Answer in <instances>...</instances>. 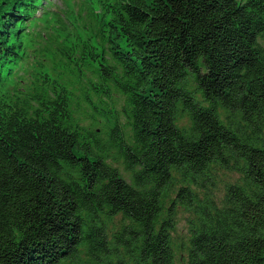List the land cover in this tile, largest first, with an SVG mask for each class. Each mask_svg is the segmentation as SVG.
<instances>
[{
    "label": "trees",
    "instance_id": "trees-1",
    "mask_svg": "<svg viewBox=\"0 0 264 264\" xmlns=\"http://www.w3.org/2000/svg\"><path fill=\"white\" fill-rule=\"evenodd\" d=\"M73 3L0 0V264H264V0Z\"/></svg>",
    "mask_w": 264,
    "mask_h": 264
},
{
    "label": "rangeland",
    "instance_id": "rangeland-1",
    "mask_svg": "<svg viewBox=\"0 0 264 264\" xmlns=\"http://www.w3.org/2000/svg\"><path fill=\"white\" fill-rule=\"evenodd\" d=\"M46 7H47L46 9L47 13L45 15L42 14L43 11L41 10L36 13V23L44 25L45 21H47V25L53 26L55 24L54 23L55 20L53 16L49 14L50 12L56 10V8L62 9L61 18L64 17L65 11L72 14V15H68V14L66 15V17L63 19L64 20V24L62 25L63 29L58 30L60 39L65 44L69 45V49L67 53H71L79 46L81 40H84L89 36L87 26L83 20L82 12L79 11L78 8H76V3H73V0H52V5L51 6L46 5ZM56 28L58 29L57 26ZM41 32L42 31H39L36 29V27H34L30 31V36L35 35L36 37L41 38V36L43 35V33ZM47 62H48V67L46 68V70L49 72L51 76L60 78V80L65 85L70 87H73L78 83L79 77H81L79 71L74 72L73 70H70L67 66H64V64H62L60 61H58L55 58H47ZM70 65L71 67H76L73 64ZM82 72L83 71H81V73ZM103 139H105V136H103ZM183 227H184V221H181L179 224V228L182 229Z\"/></svg>",
    "mask_w": 264,
    "mask_h": 264
}]
</instances>
